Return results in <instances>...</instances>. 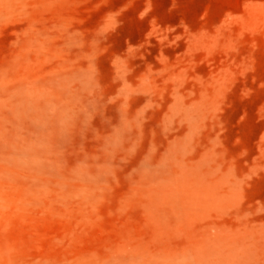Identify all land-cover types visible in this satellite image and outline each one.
Segmentation results:
<instances>
[{
	"label": "rangeland",
	"instance_id": "1",
	"mask_svg": "<svg viewBox=\"0 0 264 264\" xmlns=\"http://www.w3.org/2000/svg\"><path fill=\"white\" fill-rule=\"evenodd\" d=\"M0 264H264V0H0Z\"/></svg>",
	"mask_w": 264,
	"mask_h": 264
}]
</instances>
